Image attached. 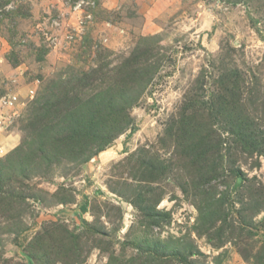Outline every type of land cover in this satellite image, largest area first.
Instances as JSON below:
<instances>
[{
  "label": "rangeland",
  "instance_id": "1",
  "mask_svg": "<svg viewBox=\"0 0 264 264\" xmlns=\"http://www.w3.org/2000/svg\"><path fill=\"white\" fill-rule=\"evenodd\" d=\"M80 76L72 97L126 114L111 142L29 146L37 100ZM8 95L0 264H264V0H0Z\"/></svg>",
  "mask_w": 264,
  "mask_h": 264
},
{
  "label": "trees",
  "instance_id": "2",
  "mask_svg": "<svg viewBox=\"0 0 264 264\" xmlns=\"http://www.w3.org/2000/svg\"><path fill=\"white\" fill-rule=\"evenodd\" d=\"M9 61H11V59ZM128 61L129 63L131 62L130 60ZM123 69L124 72L127 70V68ZM132 72L133 73H131L130 76L125 77L123 81H126L127 79V83H129V89L138 87V90L140 92L144 87L143 82L145 78L144 76H142V74H139L140 72L136 74V69H133ZM127 74L128 73L125 72L124 75ZM84 77L85 76H80V78L74 79L75 84H70V81L66 83L61 82L60 84L52 87V89H49L45 96L41 97V100H37L39 101V106L36 110H33V113H35L34 121L29 123L30 129L33 131V133H31V135L33 134V136H31L32 138L29 140V146H31V143H33H30V141H32L34 137H37V139H40L38 141H41L37 146L40 147L41 150L45 148L44 146H46L49 150H44V152L46 151L47 154L55 155L58 154L64 146H66V148L73 149L74 146L77 145V147L81 149H79L78 151H73V154L76 155L71 158L76 159V157H78V154L81 153L83 155V152L85 151L84 148L89 149V140H98L91 145L90 148L92 149H89L87 154L83 157L84 160H87L92 155L96 154L97 151L103 150L104 147L111 142V140L113 139L111 131L117 128L121 120H125L126 114L123 113L122 107H119L117 111L114 109L116 99L112 102L111 96L110 94H108V90L106 89L98 91L91 97V100L89 101H80L77 95H73L72 97L70 94L71 89L68 90V87L77 89L78 87L85 85L84 81L86 77ZM57 87L58 89L60 88V93L54 92V88ZM118 97L121 99L123 98V96L121 97V95H119ZM120 104L124 103L121 102ZM224 107H227L226 103L221 108ZM96 112L98 114L96 116L98 117V119L94 120L92 118H94V113ZM85 114L89 115V117H85ZM57 125L59 126L60 131L55 132L54 128ZM98 125L103 128L102 130L106 132V134L93 138L92 136L94 131L92 130L93 128H97ZM53 132L56 133V137L51 136L53 135ZM108 133L110 134L108 135ZM188 148L192 150L195 148V146L191 145V148L190 146H188ZM153 169L154 168L147 171L148 174L151 175L150 180L158 178L157 175L153 174L152 171L155 172V170ZM79 211L81 214L85 212L86 205L83 204L80 207Z\"/></svg>",
  "mask_w": 264,
  "mask_h": 264
},
{
  "label": "built area",
  "instance_id": "3",
  "mask_svg": "<svg viewBox=\"0 0 264 264\" xmlns=\"http://www.w3.org/2000/svg\"><path fill=\"white\" fill-rule=\"evenodd\" d=\"M35 90H30V97H32V95L34 94ZM17 101V97L15 95L13 96H2L0 99V103L2 104L3 108H5L7 110V108H9L11 111L13 110L12 108H14L15 106V102ZM7 110L6 112H10V110ZM6 118V117H5ZM7 119H5L6 121Z\"/></svg>",
  "mask_w": 264,
  "mask_h": 264
}]
</instances>
